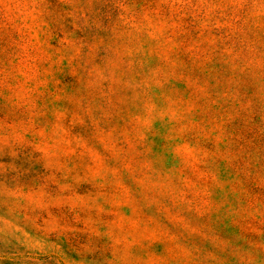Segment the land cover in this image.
<instances>
[{
	"label": "rangeland",
	"instance_id": "374dc122",
	"mask_svg": "<svg viewBox=\"0 0 264 264\" xmlns=\"http://www.w3.org/2000/svg\"><path fill=\"white\" fill-rule=\"evenodd\" d=\"M0 264H264V0H0Z\"/></svg>",
	"mask_w": 264,
	"mask_h": 264
}]
</instances>
